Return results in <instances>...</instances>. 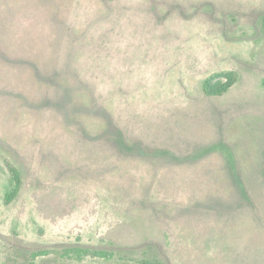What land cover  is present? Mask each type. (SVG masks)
<instances>
[{"label": "rangeland", "instance_id": "obj_1", "mask_svg": "<svg viewBox=\"0 0 264 264\" xmlns=\"http://www.w3.org/2000/svg\"><path fill=\"white\" fill-rule=\"evenodd\" d=\"M143 260L264 264V0H0V264Z\"/></svg>", "mask_w": 264, "mask_h": 264}, {"label": "trees", "instance_id": "obj_2", "mask_svg": "<svg viewBox=\"0 0 264 264\" xmlns=\"http://www.w3.org/2000/svg\"><path fill=\"white\" fill-rule=\"evenodd\" d=\"M238 81V76L234 71H226V72H218L209 76L204 82V91L208 95H221L227 92L236 82ZM230 165L232 169V174L235 182L239 187H242V181L240 178V173L238 167L234 160L231 158ZM12 181L11 187L6 192L5 195V203L10 204L19 194L22 187V177L17 168L12 165H9ZM50 250L38 251L34 253V257L36 258L39 255L49 254ZM67 258L83 260L89 255H93L94 257L103 258L106 260H111L114 258V253L110 251L104 250H96L90 248H83L78 246H73L67 248L62 254ZM139 264H161L157 261L143 260L139 262Z\"/></svg>", "mask_w": 264, "mask_h": 264}]
</instances>
